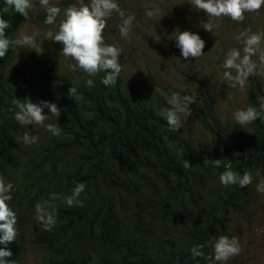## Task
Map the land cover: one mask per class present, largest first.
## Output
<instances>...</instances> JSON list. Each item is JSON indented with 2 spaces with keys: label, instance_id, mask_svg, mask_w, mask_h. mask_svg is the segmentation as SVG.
<instances>
[{
  "label": "trees",
  "instance_id": "obj_1",
  "mask_svg": "<svg viewBox=\"0 0 264 264\" xmlns=\"http://www.w3.org/2000/svg\"><path fill=\"white\" fill-rule=\"evenodd\" d=\"M133 1L138 0H117L118 11L106 17V43L118 39V16L128 13ZM182 1L193 8L191 0ZM48 2L62 13L89 0ZM32 4L26 17L0 4L10 40L25 23H33L41 38L48 28L56 31L62 14L48 25L39 0ZM135 10L139 17L145 9ZM116 46L121 72L108 87L100 83L103 73L90 77L72 70L74 62L51 38L33 51L23 71L15 62L17 47L0 58V178L13 185L9 204L17 236L7 248L14 264H212L218 236H235L237 225L250 232L260 222L258 198L264 192H257L256 184L264 177V120L235 124L230 102L223 110L221 101L222 89L229 87L212 81L197 57L185 60L178 50L175 61L166 58V69L133 43ZM69 86L78 93L71 98ZM171 92L193 99L179 116L178 130L165 119ZM262 97L264 75L254 67L238 108L256 106ZM25 98L56 104L59 115L45 123L55 124L57 135L13 118L15 102ZM25 132L35 143L22 142ZM226 164L251 172L252 182L244 188L221 186L218 176ZM77 181L85 184L82 206L67 207L63 198ZM52 193L56 225L45 231L33 205ZM194 245H200L199 256L190 251ZM241 263L235 256L224 262Z\"/></svg>",
  "mask_w": 264,
  "mask_h": 264
},
{
  "label": "clouds",
  "instance_id": "obj_2",
  "mask_svg": "<svg viewBox=\"0 0 264 264\" xmlns=\"http://www.w3.org/2000/svg\"><path fill=\"white\" fill-rule=\"evenodd\" d=\"M41 7L45 12L44 23L48 25L55 24L57 17L62 14V20L56 26V31L46 32L45 38H51L55 43L61 45L60 52L64 57L71 58L74 62L70 65L74 71H82L88 76L93 77L98 73H103L100 77V83L105 87L114 85L121 72L119 56L121 50L115 44L106 43L102 35L105 28L106 17L113 11H118L117 0H89L87 4L81 3L78 6H69L61 9L50 5L48 0H39ZM195 9L203 11L207 17L203 29L210 32L214 27V20L221 16H226L233 21H239L244 18L245 12L257 11L264 5V0H191ZM5 10L11 8L15 13L23 17L28 15L32 9V0H0ZM146 15L151 18L153 12L148 11ZM132 17L129 16L122 21L119 26V34L126 37L130 31ZM9 28L8 20L0 17V58L4 57L11 47L28 46L33 47L34 41L31 35L21 34L15 40H10L5 31ZM173 41L175 47L179 50L181 58L188 60L201 56L202 49L205 46L204 40L196 32L189 30L181 31L179 28L173 30ZM264 34L251 33L244 40V55L241 56L238 50H231L225 56L223 68L225 69L224 78L233 86L243 87L246 78L253 73L254 65L250 62V55L255 52L260 45ZM235 69L236 75L233 76L228 70ZM93 81L87 80L91 85ZM77 89L69 86L67 96L77 95ZM193 102L192 97L188 95L181 96L177 92L170 93L169 108L165 113L167 126L170 129L178 130L180 127V114H185L189 110V105ZM16 111L13 118L20 125L42 126L53 136L59 132L55 124L45 123L50 117L59 115V110L55 103L46 100L32 102L25 98L23 101L15 102ZM47 109V114L44 113ZM232 120L235 124L244 127L257 120H264V97L259 98L257 105L251 104L236 109L232 113ZM36 137L29 136L25 132L22 137L24 144L35 143ZM212 164L219 168L221 160L214 159ZM185 163V167H188ZM259 175V173H257ZM253 175L249 171L243 173L234 171L227 164L224 170L219 174L218 181L221 186L238 185L244 188L252 182ZM13 185L0 178V264H14L9 257L11 251L7 244L13 242L17 236V216L9 202L12 199L11 192ZM85 190L83 182H74L70 194L65 195L63 203L67 207H80L82 200L81 193ZM257 192H264V177H261L256 184ZM55 199V194H50L49 200H43L33 205L34 218L36 222L45 230L51 231L56 225V208L50 203ZM200 245H194L190 250L194 256H199ZM213 255L212 264H224L230 257L238 255L240 252L239 241L235 236H218L212 244Z\"/></svg>",
  "mask_w": 264,
  "mask_h": 264
},
{
  "label": "rangeland",
  "instance_id": "obj_3",
  "mask_svg": "<svg viewBox=\"0 0 264 264\" xmlns=\"http://www.w3.org/2000/svg\"><path fill=\"white\" fill-rule=\"evenodd\" d=\"M185 5L186 1L182 0H138L131 2V5L127 4L125 9L128 13L118 16V25L120 26L125 18L131 16L130 31L126 37H121L117 32L118 39L113 38L112 43L121 47L133 43L141 50L145 49L151 53L156 61L161 62L166 69H169L166 58L174 59L178 53L173 41V30L179 28L181 31L196 32L205 42L203 54L197 57V65L212 78V81L219 82L218 86L221 89L222 85L229 87L227 90L222 89L221 101L222 104H226L223 105V110L230 102L234 112L240 107L243 87L233 86L224 78L223 61L226 54L234 49L238 50L241 56L244 55V40L249 34H264V5L257 11L245 12L244 18L239 21H233L226 16L216 18L210 32L203 29L204 23L207 22L205 13L195 9L194 6L192 8L189 4ZM136 7L145 9L142 10L143 15L138 17ZM148 11L153 12L151 18L146 15ZM166 30L168 32H165ZM48 31L52 32V29L48 28ZM21 34L31 35L34 41L33 47H17L15 62L17 61L22 66L23 71L27 69L33 51L48 38L46 39L45 36L41 38L33 23L23 24L19 31V35ZM249 59L254 67L264 75V39ZM228 71L233 76L236 75L235 69ZM258 205L260 222L254 229L246 232L240 225H237L235 229V237L240 245V252L235 257L242 262L241 264H264V198H258Z\"/></svg>",
  "mask_w": 264,
  "mask_h": 264
}]
</instances>
